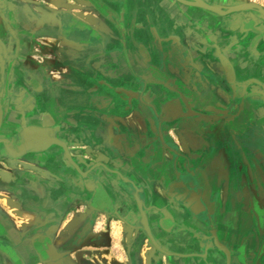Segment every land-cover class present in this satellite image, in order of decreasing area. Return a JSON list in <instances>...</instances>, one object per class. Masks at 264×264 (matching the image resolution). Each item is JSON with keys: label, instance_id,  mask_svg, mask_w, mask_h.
<instances>
[{"label": "crops", "instance_id": "obj_1", "mask_svg": "<svg viewBox=\"0 0 264 264\" xmlns=\"http://www.w3.org/2000/svg\"><path fill=\"white\" fill-rule=\"evenodd\" d=\"M68 1L76 27L92 29L99 41H78L70 31H62V38L41 35L45 24H58V15L44 8L43 15L35 16L33 30L40 36L29 48L34 68L27 76L13 72L25 85L34 76L33 119L22 129L58 130L63 139L61 129L79 130L81 150L91 147L90 132L96 129L91 148L101 152L103 165L107 146L119 150L106 164L119 176L97 169L92 174L99 178L82 179L57 156L27 155L18 161V168L38 177L19 179L15 186L0 183V240L14 252L18 264H53L39 258L42 252L66 264H142L135 231L134 242L123 232L127 226L138 227L140 219L128 194L130 186L121 177L135 185L145 225L156 240L180 253L178 264H224L221 249L206 237V210L230 264H254L255 257L257 264H264V101L260 100L264 42L251 48L245 37L235 47L228 41L234 36L223 33L224 43L204 48L196 28L184 20L196 19L197 9L189 11L173 0H101L121 20V32L105 10L100 16L84 0H75L82 3L79 9ZM13 17L21 24L19 32L27 35L31 25L26 27V16ZM73 69L84 72V77L78 78ZM132 75L145 84L144 106L135 103L137 93L129 87L125 95L111 92H118L122 82L133 81ZM120 99L132 105L122 111L126 104ZM148 105L157 113L163 107L160 125L162 131L168 129L163 139L190 158L189 175L181 168L184 161L155 138L157 121ZM170 119L175 121L162 122ZM1 165V171L10 175ZM95 190L99 198L102 194L101 206L107 213L90 200ZM187 203L195 215L182 206ZM174 209L180 210L177 217L170 213ZM89 212L90 219L76 216ZM172 216L178 220L177 228H172ZM92 223L93 232H98L89 240L83 229ZM161 225L166 232L158 230ZM170 241L176 244L169 245ZM0 264H11L3 250Z\"/></svg>", "mask_w": 264, "mask_h": 264}, {"label": "water", "instance_id": "obj_2", "mask_svg": "<svg viewBox=\"0 0 264 264\" xmlns=\"http://www.w3.org/2000/svg\"><path fill=\"white\" fill-rule=\"evenodd\" d=\"M76 5H81L82 3L73 0ZM87 1L88 4L93 8L97 14L101 16V10H105V12L108 14V19L112 21L113 25L119 30L120 32L123 30L122 22L113 16V10L110 9L107 5L102 4L101 0H84ZM176 3L182 4L188 7H203L207 9L208 11H211L213 13H216V9L213 7L206 6H192L186 4L187 1L192 0H175ZM82 6V5H81ZM89 6V7H90ZM242 9L246 10H255L258 12L262 17H264V9H261L259 6L256 5H246ZM236 9H233L231 11H235ZM60 15V14H59ZM56 16L58 19V24L49 26L46 25L42 26V33L41 35L45 36H57L60 38L61 35H63L62 29H65V31H70L68 33L70 37L75 38L76 40H81L84 42H92V41H99V39L95 38V34L92 33L93 30L90 28H83L81 27V24H78V27H76L75 18L72 14L69 12H63L61 16ZM67 17V18H65ZM1 18V17H0ZM44 25V24H43ZM80 27V28H79ZM79 28V29H77ZM38 28V32H40ZM182 54L185 55V51L181 50ZM186 54L185 56H187ZM100 56V55H99ZM181 56V55H179ZM3 61L0 59V168L2 167V163L5 165L6 169L9 170V173L2 172L0 169V183H3L5 185H18L19 179H31L34 177H38L34 172H22L20 168L21 164L18 163L19 160L26 157L27 155H41L42 156H57L59 159H62L73 171L76 175H78L82 179H95L99 178L95 175H93V171L97 169H102L106 171L107 174H112L115 176H119L118 173L115 170H110L106 167V164H109V160L113 161L116 159V155L120 154L119 150L116 148H110L107 146L104 157L107 159L105 162L106 164H102V162L99 160L101 152H94V150L91 148L94 142V138H97V130H92L90 134L93 136V141H90L91 147H86V150H81V145H79L80 140L76 139V136H80L79 130H72V129H66L62 130L65 134L64 139L58 137L56 130H51L49 128L43 129H31L29 131H24L22 129L25 122L28 120L33 119L32 111L34 110V105H36V99L35 98V90L30 92L28 90L27 85H25L23 78L15 76L13 77L14 72V66L9 69V65H6V68L4 70V66L6 64V55L3 54L2 57ZM189 66V65H188ZM187 66V67H188ZM182 69L183 72V66H179ZM46 68L50 69V67L46 66ZM191 68V67H190ZM9 69V71H8ZM19 70V69H18ZM47 70V69H46ZM74 72L78 75H76L78 78L84 77L81 70L73 69ZM22 72L21 70H19ZM11 75L9 78L8 76ZM27 76V75H26ZM28 78V77H27ZM11 79V80H10ZM28 80L34 82V77H29ZM132 80L130 82H122L121 89L116 92L114 89L111 90L113 94L118 95V93H122L125 95V91L129 88H131L133 91H136L137 97L134 98V101L138 105L146 104L142 100V94L145 90V84L140 82L139 78L132 75ZM28 81V82H29ZM127 86V87H126ZM4 88V91L2 88ZM108 87V86H107ZM129 87V88H128ZM101 94V92L99 93ZM109 94V93H108ZM251 94V92H250ZM107 95V93H105ZM238 99H241V97ZM260 100L264 101V95H260ZM120 101L123 102V104H126L124 108H122V111H126L129 106H131L130 100H123L120 99ZM40 103V102H39ZM115 107H121V105H116ZM151 110V115L155 121H157L156 124V135L155 138L158 140L160 145L170 154L174 155L176 158H180L184 161V164L181 165V168L186 172L187 175H189V168L192 164V161L188 157H183L180 153H177L176 149H173V147L164 141L163 136H167V130L161 129L160 125V117L163 113V107L160 111V113H157L155 109L150 107L149 105L146 106ZM26 110V111H25ZM175 119L170 120H163V123H172ZM20 121V122H19ZM115 134L118 133V130L114 129ZM29 133V134H27ZM163 133V136H162ZM153 134V133H152ZM51 147H56L58 149L57 152H53L50 150ZM96 150V149H95ZM180 154V155H179ZM85 157V159L83 158ZM95 157V158H94ZM54 158V157H53ZM94 158V159H93ZM5 159V161L3 160ZM110 165V164H109ZM177 168V164H174ZM120 178V181H122L125 184H128L130 186V191H128L130 196L133 198L134 202H136V209L137 212L140 214L142 218V224L145 225L144 222V216L142 214L143 208H139V204L137 203L140 201V194L136 192L135 185L131 183L130 180L124 181ZM100 188V187H99ZM101 190V188H100ZM133 192V194L131 193ZM92 198L90 199L96 206L101 207V198H99L98 191H93ZM187 199V198H186ZM138 200V201H137ZM190 201V200H189ZM188 204V203H187ZM192 204V202H191ZM191 204H188L187 206L182 205L183 207L189 209ZM94 206V205H93ZM192 209V208H191ZM189 213H194L193 209L192 211L189 209ZM206 213V219L210 220V214L208 211H205ZM135 231V236L139 240L141 237H143L146 231L143 227H131L127 226L125 229L123 228V232L126 235V238L131 239L132 242L134 239V235L132 236V233ZM131 242V243H132ZM47 244L49 245V241H47ZM45 249H48V245L46 243H43ZM0 250H3L6 253V256L10 259L12 258V254L14 255V252L3 242L0 240ZM222 253L226 256V252L221 250ZM45 253V252H44ZM47 255V254H46ZM48 256V255H47ZM48 259V258H47ZM54 262V260H51ZM11 262V261H10ZM12 263V262H11Z\"/></svg>", "mask_w": 264, "mask_h": 264}, {"label": "flooded vegetation", "instance_id": "obj_3", "mask_svg": "<svg viewBox=\"0 0 264 264\" xmlns=\"http://www.w3.org/2000/svg\"><path fill=\"white\" fill-rule=\"evenodd\" d=\"M49 1L39 0L38 2L37 0H0V50L2 52L1 57H3V54L6 55V64L4 67H6L7 64L9 65H7L9 69L11 68V66H14V70L17 71L16 75H24V73L28 71L26 65H24L25 62L34 65V60H32L27 53H24L23 45L19 41L21 33L16 28L21 24L16 22L17 20L16 18L14 19L13 16H16L17 13H20L25 15L26 18H35L36 15L39 16L44 14V8H46L47 10L49 8L52 12L56 13L57 15L60 14L59 16H61L63 12H68L70 11L69 9H71V5L68 0H52V2ZM203 2L206 5L216 9V13L208 11L203 7L195 8L178 3L177 4L180 7H183L189 11L197 9L198 17L196 19H192L189 18V16H185L184 20L187 21V23H190L193 28H196L195 34L197 36V41H199L198 43H200L204 48H208L214 44L220 46L221 43H224L226 37H224L223 35L221 36V34L223 33H227L229 34V36H234L233 39L228 37V41H233L235 47H238L240 42H242V38L245 37H247V44L250 45L251 48H254L259 43L264 42V17H262V15H260L255 10L242 9L246 5H249L246 3L245 0H203ZM86 4L90 5L88 3ZM75 6L78 9L81 8V6L79 5L77 6L75 4ZM230 8H234L236 10L229 11L228 9ZM29 21L30 20H27V22H25L26 27L33 23ZM62 31H65V29H62ZM215 32L217 38L215 36ZM22 35L24 34L22 33ZM63 35L65 36V33ZM228 41H226V43H228ZM11 48H14V50H11ZM18 68L22 72H20ZM8 77L10 78L11 75H9ZM29 82H26L27 87H29V89L34 88V82ZM1 88L4 91V88ZM98 190L100 191V188ZM102 201L103 198L101 194V205ZM102 212L107 213V210L105 208H102L101 206V213ZM142 214L144 216V210L142 211ZM138 216L140 219L139 226L143 227L146 231L144 233L146 235H144L142 239H139V242L136 241L135 243V249L139 256L138 261L140 260V263L142 264H178V258L180 253L173 252L174 250L171 249L163 248L162 244H160V242H158L154 237L152 231L146 225L143 226L142 218L139 213ZM172 217L175 219L170 221L172 228H177V226H179L178 220L176 218L177 216ZM206 220V237H208L209 243L214 248L223 250L216 242L215 234L213 232L214 228L211 224V221L209 219ZM158 230L161 233H164L167 229L163 227V225H161ZM174 244H176L175 241H172V243L170 241L169 243V245ZM46 254L42 252V256H40L39 258L43 261H46V263H51V260L53 258L49 256L48 252ZM11 257L12 259H15L13 260L14 263L12 264H18V260L15 255L12 254ZM168 259H171L172 262H169ZM223 259L224 264H230L229 254L228 257L223 254ZM257 262L258 258L255 257L254 264H257Z\"/></svg>", "mask_w": 264, "mask_h": 264}, {"label": "rangeland", "instance_id": "obj_4", "mask_svg": "<svg viewBox=\"0 0 264 264\" xmlns=\"http://www.w3.org/2000/svg\"><path fill=\"white\" fill-rule=\"evenodd\" d=\"M38 2H39V0H37ZM246 1V3L247 4H249V5H256V6H259L261 9H264V0H245ZM90 9H93L91 6H90ZM27 20H30L31 21V23L32 22H34V20H35V18H31V17H27ZM36 25H39V23H37L36 22ZM34 26V25H33ZM32 26V24H31V27H30V30H28L27 31V35H22V33H21V35H20V37H19V41H20V43L23 45V48H24V51L31 57V59L33 60V56L31 55V54H29V52H31V51H29L30 49H32L33 48V46H34V44H33V39L35 38V36L36 37H39L40 35L39 34H37V31H36V34H35V32H34V27ZM37 27V26H36ZM17 28V27H16ZM17 30H18V28H17ZM19 31V30H18ZM32 31L34 32V33H32ZM24 36V37H23ZM62 37H64L63 35H61L60 36V38H62ZM26 43V44H25ZM14 44V43H13ZM30 48V49H29ZM11 50H14V48L12 49L11 48ZM2 52H1V50H0V59L3 61V59H2V54H1ZM31 65V64H30ZM5 68L6 67H4V70H5ZM34 67H33V65H31V68H29V67H27V70H30V72L32 73V69H33ZM30 73V74H31ZM26 75H29L28 73H26ZM30 77H34L33 76V74H31L30 75ZM31 81V80H30ZM30 83V82H29ZM28 90L30 91V92H32V91H34L35 89H33V88H30L29 89V87H28ZM220 117V116H219ZM27 134H29V133H27ZM180 212V210H171L170 211V213H171V215H175V216H177V214ZM87 213H88V211H87ZM191 214H193V215H195L194 213H191ZM76 216H78V218L79 219H84L85 217L86 218H89L90 216H91V213L89 212V214H83V215H76ZM75 216V217H76ZM197 216V215H196ZM206 216V215H205ZM78 219V220H79ZM90 219V218H89ZM90 221H93V220H90ZM93 223H95V221L93 222ZM89 224V226L87 225V227L85 228V229H83V232L86 234V235H88L87 237H91L89 240H91L93 237H95V236H92V234L93 233H95V234H97L96 232H98V231H94L93 232V230H94V224ZM68 228H69V226H67ZM67 228V229H68ZM73 227H71V229H72ZM75 229V228H74ZM70 232V231H69ZM86 237V238H87ZM137 242H139L138 240H137ZM81 245V244H80ZM75 248H77V249H80L81 248V246H79V247H75ZM7 260H9V261H11L12 263H14V261L13 260H15V259H10V257L8 258L7 257ZM52 260H54V263L53 264H66V262L65 261H62V260H60L59 259V261L58 262H56V260H58V259H56V258H53ZM10 262V263H11ZM11 263V264H12Z\"/></svg>", "mask_w": 264, "mask_h": 264}, {"label": "bare ground", "instance_id": "obj_5", "mask_svg": "<svg viewBox=\"0 0 264 264\" xmlns=\"http://www.w3.org/2000/svg\"><path fill=\"white\" fill-rule=\"evenodd\" d=\"M186 4L192 5V6H206V4L203 2V0H192V1H187ZM208 6V5H207ZM210 7V6H208ZM234 8L228 9L229 11L233 10Z\"/></svg>", "mask_w": 264, "mask_h": 264}]
</instances>
